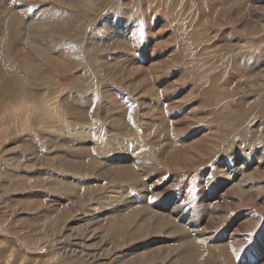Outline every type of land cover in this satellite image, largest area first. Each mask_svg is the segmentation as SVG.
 Here are the masks:
<instances>
[{
  "label": "rangeland",
  "instance_id": "obj_1",
  "mask_svg": "<svg viewBox=\"0 0 264 264\" xmlns=\"http://www.w3.org/2000/svg\"><path fill=\"white\" fill-rule=\"evenodd\" d=\"M188 254L264 264V0H0V264Z\"/></svg>",
  "mask_w": 264,
  "mask_h": 264
},
{
  "label": "bare ground",
  "instance_id": "obj_2",
  "mask_svg": "<svg viewBox=\"0 0 264 264\" xmlns=\"http://www.w3.org/2000/svg\"><path fill=\"white\" fill-rule=\"evenodd\" d=\"M157 62V61H156ZM146 85V84H145ZM149 86V85H148ZM159 86V85H158ZM159 98V97H158ZM165 100V99H164ZM125 128V127H124ZM135 141L136 142H133V144H131L130 145V147L128 148V152H129V154L127 155V156H123V157H119V159H118V162H120V164L122 163V166L123 167H125V169L128 167V165H131V164H133L131 161H134V163H135V161L136 160H134L135 159V156L137 155V153L138 152H141L142 153V151H140V149H142V146L143 147H145V145L144 144H141L140 143V140L139 139H135ZM166 141V140H165ZM170 147V146H169ZM167 149H168V147H167ZM142 150H144V149H142ZM170 150H171V148H170ZM169 153V152H168ZM140 154V153H139ZM170 156H171V154H170ZM168 157H169V154H168ZM168 160V159H167ZM189 160V159H188ZM185 161V160H184ZM115 164H117L116 162H115ZM171 164V163H170ZM244 164V163H243ZM135 165H136V163H135ZM134 166V165H133ZM108 169V168H107ZM123 169V168H122ZM240 170V169H239ZM127 171V170H126ZM128 173V172H127ZM126 173V174H127ZM132 173V172H131ZM117 175V174H116ZM115 175V176H116ZM129 176H130V174H129ZM230 179V178H229ZM228 179V177H225V181H228L229 180ZM128 180V179H127ZM223 180V181H224ZM232 180V179H231ZM235 180V177L233 178V181ZM236 181V180H235ZM239 181V180H238ZM230 182V181H229ZM240 182V181H239ZM238 183V182H237ZM240 183H242V181L240 182ZM237 186L239 187L240 185H238L237 184ZM80 187V186H79ZM230 187H231V185H230ZM245 187V186H244ZM81 188H82V186H81ZM246 188V187H245ZM241 190H245V189H242V188H240ZM236 190H238V189H236ZM247 190V189H246ZM234 192V191H233ZM246 193V192H245ZM205 198V197H204ZM173 205H174V203H173ZM169 207V206H168ZM174 208H175V206H173ZM172 209V210H174V212L175 213H177L178 215H180V216H182V212H180V211H177L178 209ZM178 208V207H177ZM124 210V209H123ZM122 210V211H123ZM171 210V212H173ZM213 210V209H212ZM148 212V211H147ZM165 212V211H164ZM166 213V212H165ZM141 216V215H140ZM162 218H163V216H162ZM143 219H144V217H143ZM187 221V224H189V220H186ZM189 221V222H188ZM251 241V240H250ZM187 256V255H186ZM190 255L188 254V258H186V259H188V260H186L187 261V263H186V261H185V263L186 264H191V262H190V257H189ZM192 259V258H191ZM182 260V259H181ZM184 260V259H183ZM194 260V259H193ZM129 262V261H128ZM184 264V263H183Z\"/></svg>",
  "mask_w": 264,
  "mask_h": 264
}]
</instances>
